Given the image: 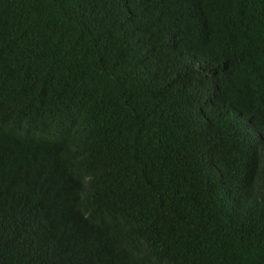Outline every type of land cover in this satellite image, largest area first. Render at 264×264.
<instances>
[{
    "label": "trees",
    "instance_id": "16d2710c",
    "mask_svg": "<svg viewBox=\"0 0 264 264\" xmlns=\"http://www.w3.org/2000/svg\"><path fill=\"white\" fill-rule=\"evenodd\" d=\"M0 264H264V0H0Z\"/></svg>",
    "mask_w": 264,
    "mask_h": 264
}]
</instances>
